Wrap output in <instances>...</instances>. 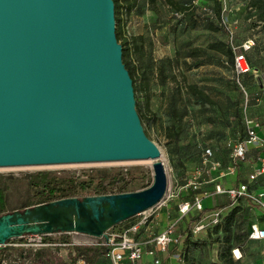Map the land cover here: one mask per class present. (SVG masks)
<instances>
[{
  "label": "water",
  "instance_id": "water-1",
  "mask_svg": "<svg viewBox=\"0 0 264 264\" xmlns=\"http://www.w3.org/2000/svg\"><path fill=\"white\" fill-rule=\"evenodd\" d=\"M112 0H0V167L151 161L139 190L0 214V248L25 235L105 231L163 198L164 167L135 110Z\"/></svg>",
  "mask_w": 264,
  "mask_h": 264
},
{
  "label": "rangeland",
  "instance_id": "rangeland-1",
  "mask_svg": "<svg viewBox=\"0 0 264 264\" xmlns=\"http://www.w3.org/2000/svg\"><path fill=\"white\" fill-rule=\"evenodd\" d=\"M173 1L176 2V5L180 0ZM190 2L193 7L189 4L188 8L184 10L174 8V5L166 0H154L141 6L140 13L134 10L126 12L123 8L118 12L124 36L129 40L131 37L139 36L135 39L141 46L140 52L131 49L133 58L136 60L140 57L142 63L148 62L147 99L141 93H136L134 100L139 103L144 115L141 123L142 129L157 146L160 154L158 159L163 164L166 176L164 196L151 210L148 209L143 213L150 212L151 214L141 233L151 232V228L154 230L153 214L161 208L172 213V217L168 218L165 226L172 223L178 216L176 205L188 190L181 188L183 180L187 176V172L197 165L195 156L197 143L208 142L211 146L213 145L215 157L225 165L228 163V151L214 147L216 140L225 138L235 141L240 138L242 136L241 122L244 117L255 122L260 133L264 132V17H258L260 10L253 5L251 8L254 9L247 8L249 0L226 1L234 13L233 16L229 13L227 20L236 17V23L232 27L233 41L239 42L250 34L255 35V44L247 52V57L250 58L252 65H250V71L245 74L246 85L242 84L243 81L241 82L242 89L237 84L233 69L229 66L225 56L205 47L209 41L213 40H220L227 44L225 28L214 14L210 6L211 1L202 3L190 0ZM206 21H211L217 27L208 28ZM193 46L205 48L197 56L184 55V51ZM194 61L200 62L195 65ZM242 78L244 79L243 76L238 77L239 82L243 80ZM189 83L202 86L214 103L200 105L195 102L194 98L185 90ZM172 97L176 110L185 107V114L181 117L173 116L168 109V101ZM247 153V159L237 164L235 173L220 179L224 186L235 185L236 175H246L252 163L251 159L254 157V150ZM150 163L149 160H127L0 167V175L5 184V209L7 211L21 209V205L28 200L30 192L23 180L25 173L48 170L57 174L70 172L86 176L91 173L90 169L110 171L133 169L139 172L140 180L146 182L148 179L151 180ZM262 180L264 181V178ZM258 184L262 183L258 182ZM210 186L212 183L202 184L201 189L209 192ZM208 197V199L206 198L208 202L203 201V204L206 205L205 213L212 210L215 203L224 199L219 196ZM242 203L236 201L232 203V205H240L235 218L236 222H239L240 231L246 230L248 224L255 220L257 214L256 209L246 207ZM228 208L230 206L223 208L221 213L224 214ZM192 214L194 213L190 211L186 216L177 218L174 230L176 234H178L177 231L179 232V243L176 245L178 253L184 234L183 224L186 218ZM134 219L136 218L132 217L109 229L117 232ZM206 221L205 217L204 224ZM193 224H191V228ZM207 226L194 232L190 231L191 240L204 241L200 247L190 250L189 257L192 264L217 262L218 240L221 238V233L207 232L204 230ZM63 235L69 243L61 242L60 238ZM42 238L53 243L52 246L40 247L47 248L48 253L44 255L47 261L43 260L46 264H56L59 260L65 259L70 243L87 245L97 241L94 237L74 232H57L43 235ZM9 240L11 242H7L3 246L6 248L7 254L3 259L4 264L37 263H34L35 261L28 255L32 248L25 246L26 237ZM235 249L236 247H233L230 250L233 259H236L233 254L240 257L235 264H264V242L242 241L241 249H237V253ZM182 264H187V262L182 261Z\"/></svg>",
  "mask_w": 264,
  "mask_h": 264
},
{
  "label": "trees",
  "instance_id": "trees-1",
  "mask_svg": "<svg viewBox=\"0 0 264 264\" xmlns=\"http://www.w3.org/2000/svg\"><path fill=\"white\" fill-rule=\"evenodd\" d=\"M113 1V13H114V20H115V27H114V33L117 41L121 45V59L125 66V68L128 71V74L131 78V84L133 89V96L135 98L136 93H141L145 99H147V68H148V62L142 63L140 57L136 58V60L133 58L131 49H133L135 52H140L139 48L141 47L139 43H137L135 38L137 37H131V40L127 39L126 36H124L121 26H120V18L118 15V12L122 10V8L129 12L130 10H134L137 13H140V7L144 4H148L153 2L154 0H112ZM174 5V8L184 10L188 8L189 4H191L190 0H180L176 5L175 1L173 0H166ZM208 1H211V7L214 11V14L219 19V10H220V3L218 0H201L202 3H207ZM199 2V1H197ZM253 5L256 7V9H259L258 17H264V1L263 0H249V6L251 7ZM193 7V5H192ZM254 9V8H253ZM206 26L208 28H216V24H212L211 21H206ZM132 44V47L130 45ZM206 48L215 50L225 56V59L227 60L229 66L232 68V50L223 41L220 40H213L209 41L206 46ZM205 47L200 46H193L189 47L184 51V55L194 57L197 56L199 53H202ZM253 47V46H252ZM251 47V48H252ZM250 48V49H251ZM248 49L247 52L250 50ZM246 52V60L249 65H252L251 60L249 57H247ZM134 53V52H133ZM139 56V54H138ZM200 61H194V64H198ZM146 65V66H145ZM234 73V72H233ZM248 73V72H247ZM246 73H243L240 75L244 77L243 80L240 81V84L242 82L243 85H246L245 83V76ZM234 75V74H233ZM248 77V76H247ZM238 84V83H237ZM236 84V86H237ZM185 90L189 95H191L195 102H197L200 105L203 104H213V100L205 93L202 86L197 85L196 83H189L185 87ZM168 109L171 112L173 116L181 117L185 114V107H182L181 110H176L174 107V99L170 98L168 101ZM135 110L138 115V118L140 120V123H142L143 113L141 110V107L139 103L135 102ZM241 129H242V136L238 138L237 140H240L245 135V129L243 121L241 122ZM144 132V130H143ZM145 134V132H144ZM226 140L225 138L218 139L214 142V147H220L221 150H227L223 144V141ZM208 144V142L206 143ZM202 143H197V149H196V160L198 164V154L200 151V147L202 146ZM211 146L210 144H208ZM213 146V145H212ZM213 157L214 159H217L214 155V149L212 148ZM244 159H247V156H245ZM218 160V159H217ZM243 161V160H242ZM222 164V163H221ZM224 165V164H223ZM90 174H87L86 176L76 175L70 172H64L62 174H57L50 172L48 170H38L35 172L25 173L23 175V180L27 186V189L29 190V198L26 200L22 205L21 209L24 207H29L35 204L39 203H46L52 200L65 198V197H77L81 198L86 195H99V194H111V193H120V192H127V191H135L142 189L146 187L150 183V179H148L146 182H142L140 180L141 177H138L139 172H136L133 169H117V170H106V169H97L92 170L90 169ZM264 177H261L257 180L259 183H263L262 180ZM245 176H238L234 178L235 182H243L245 181ZM235 183V184H236ZM5 184L4 181L1 178L0 175V214L9 212L5 209ZM192 191L190 189L187 190L186 194L181 197V200H190L192 196ZM223 201L217 202L214 204V208H221V207H227L230 206L226 210V212L221 214L218 218V221L214 224L208 225L204 230L207 232H213L221 233V238L219 241V248L217 251V262H213L211 264H235L238 262L239 258L233 259L230 255V250L233 247H236V249H241V242L242 241H256L259 242V240H252L247 238L248 234V227L244 231H240L239 222H236V214L240 208L239 204L232 205L229 200H227L224 196H221ZM236 202H243L246 207H251L256 209V217L254 221H257L259 225H262V215L258 211V209L249 203L246 200L238 199ZM204 211L206 208H203ZM14 210V209H12ZM11 211V210H10ZM194 213V212H193ZM200 217V213H194L189 218H186L185 223L183 224V239L181 242V248L179 251V256L181 262H187V264H192L190 261L191 258L189 257L190 250L194 248H198L201 246V244L204 243L203 240H191L190 239V231H191V224L195 223ZM132 218V217H131ZM130 218L126 219L129 220ZM125 220V221H126ZM252 221V222H254ZM121 223V222H120ZM115 226V225H114ZM209 227V230H207ZM208 234V233H207ZM46 239V238H44ZM62 243H69V241L65 238V235L60 238ZM11 242V240L6 241ZM47 248H36V249H30L28 252V255L32 257V260H34L36 264H46L45 261V254H47ZM101 255H104V248L103 247H95V246H89V245H79V244H69V247L66 250V256L65 259L59 260L56 264H75V262L78 259H83L87 264H92L95 262ZM7 256L6 254V248L1 247L0 248V264L3 259ZM45 260V261H43Z\"/></svg>",
  "mask_w": 264,
  "mask_h": 264
},
{
  "label": "built area",
  "instance_id": "built-area-1",
  "mask_svg": "<svg viewBox=\"0 0 264 264\" xmlns=\"http://www.w3.org/2000/svg\"><path fill=\"white\" fill-rule=\"evenodd\" d=\"M218 1L220 3L219 22L225 28L227 44L233 53L232 68L234 76L242 88L238 77L243 73L249 72L251 69L246 60V52L255 44V35L250 34L242 38L239 42H234L232 27L236 23V17H232L228 21L227 15L231 13L233 16L234 14L232 7L226 3L227 0ZM247 8L251 7L248 5ZM243 124L245 135L242 139L235 141L226 139L223 141L224 146L228 148L227 164L223 165L219 160L214 159L211 147L205 143L200 147L198 164L187 172V176L183 180L181 188L190 189L193 193L190 200H181L177 203L178 218L183 217L191 210L200 213V217L193 224L191 232L203 229L206 225H211L218 221L219 216L222 214L221 211L225 207L213 208L205 213L202 200L208 196L219 195L224 196L230 203L238 199H244L254 205L262 215V225H259L257 221L251 222L248 227L247 238L264 240V184H258L257 182L259 178L264 177V132L260 133L258 125L247 117H244ZM250 149H254L255 152L253 159H251L250 169L245 175V181L238 182L235 185L224 186L220 182V179L235 173L237 164L244 160ZM209 183H212V188L209 192L201 189L202 184ZM145 211L133 216L136 219L122 226L117 232L107 229L105 231V237H94L97 241L87 245L103 247L104 255L109 264H121L123 259L128 260L130 264L134 263L141 254V244L136 239V236L146 226L151 214L150 212L143 214ZM205 217L207 221L204 224L203 220ZM176 222L177 219L151 237V241L159 250L165 251L169 246H174L179 243V235L174 230ZM24 237H26L24 242L25 246L32 249L53 245V243L45 241L42 238L43 235H25ZM232 251L234 252V249ZM233 255L235 258H238L235 254ZM156 262L154 261V263ZM1 264H4L3 260ZM75 264L87 263L83 259H78Z\"/></svg>",
  "mask_w": 264,
  "mask_h": 264
},
{
  "label": "crops",
  "instance_id": "crops-1",
  "mask_svg": "<svg viewBox=\"0 0 264 264\" xmlns=\"http://www.w3.org/2000/svg\"><path fill=\"white\" fill-rule=\"evenodd\" d=\"M251 150L253 151L254 149H250L249 151H251ZM254 152H255V150H254ZM246 156H248V153L246 154ZM211 188H212V186H210V189ZM215 196H219V195H215ZM219 197H221V196H219ZM206 198L208 199L209 197H206ZM206 198H204L202 200L203 208L206 207V205L203 204V201L206 200L208 202V200ZM191 211L194 213H197L194 210H191ZM169 213L170 212H168V210L164 211V208H161L159 211H157V212H155V214H153V216H154L153 220L155 222L154 230H152V228H151V232L145 231L143 233H141L142 230L139 231L136 239L141 244V254H140V257L132 264H182V262L180 261V258H179V253L176 252V245L169 246L165 251H161L151 241V237L154 236L155 234H157L158 232H160L165 227V224L167 223L166 221H168V218L172 217V213H170V214ZM176 213L178 214L177 208H176ZM184 216H186V214ZM177 218H178V216L174 220H176ZM180 218H178V219H180ZM182 229H183V227H182ZM177 233L179 234L178 231H177ZM259 242L263 243L264 240H259ZM154 261H157V262L154 263ZM92 264H109V263H108V260L105 257V255H101ZM121 264H130V263L128 262V260L123 259Z\"/></svg>",
  "mask_w": 264,
  "mask_h": 264
},
{
  "label": "bare ground",
  "instance_id": "bare-ground-1",
  "mask_svg": "<svg viewBox=\"0 0 264 264\" xmlns=\"http://www.w3.org/2000/svg\"><path fill=\"white\" fill-rule=\"evenodd\" d=\"M236 253H237V251H236Z\"/></svg>",
  "mask_w": 264,
  "mask_h": 264
}]
</instances>
